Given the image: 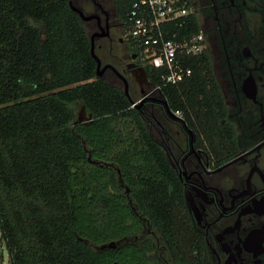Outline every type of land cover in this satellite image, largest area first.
<instances>
[{"label": "trees", "instance_id": "trees-1", "mask_svg": "<svg viewBox=\"0 0 264 264\" xmlns=\"http://www.w3.org/2000/svg\"><path fill=\"white\" fill-rule=\"evenodd\" d=\"M117 2L125 20L127 3ZM189 21L199 32L195 14ZM91 46L70 0H0V225L12 264H155L150 240L99 248L142 229L121 180L176 259L190 261L203 247L179 178L125 89L97 78ZM187 63L192 76L176 84L163 85L165 69L145 68L221 153L235 131L212 61L205 50ZM78 104L90 120L76 123Z\"/></svg>", "mask_w": 264, "mask_h": 264}, {"label": "flooded vegetation", "instance_id": "flooded-vegetation-1", "mask_svg": "<svg viewBox=\"0 0 264 264\" xmlns=\"http://www.w3.org/2000/svg\"><path fill=\"white\" fill-rule=\"evenodd\" d=\"M73 1L99 15L86 22L94 26L90 36L97 33L102 67H117L129 88L139 93L132 105L179 178L189 220L203 248L202 255L195 251L190 261H178L163 233L135 207L123 180L121 187L142 229L114 247L134 243L142 248L150 240L155 264H264V0H189L226 100L224 122L235 131V145L223 147L221 153L201 143V136L184 116L175 114L149 78L140 54L125 37L117 0ZM107 71L124 83L111 66L97 78L106 80ZM85 110L83 106L76 123L91 119Z\"/></svg>", "mask_w": 264, "mask_h": 264}, {"label": "built area", "instance_id": "built-area-1", "mask_svg": "<svg viewBox=\"0 0 264 264\" xmlns=\"http://www.w3.org/2000/svg\"><path fill=\"white\" fill-rule=\"evenodd\" d=\"M127 3L126 39L140 49L141 60L163 68V85L176 84L192 76L187 58L205 51L204 32L189 33L193 10L189 0H123ZM177 29H183L180 32ZM161 89V85H157ZM176 115L184 116L177 109ZM0 264H12L0 225Z\"/></svg>", "mask_w": 264, "mask_h": 264}, {"label": "water", "instance_id": "water-1", "mask_svg": "<svg viewBox=\"0 0 264 264\" xmlns=\"http://www.w3.org/2000/svg\"><path fill=\"white\" fill-rule=\"evenodd\" d=\"M70 4H71V7L73 8V10L76 11V12H78L79 15L82 17V19L85 20V21H88V20H91L93 18H98L99 17V15H97V14H87L82 8H80L78 5H76L73 0H70ZM96 35H97V33H94L91 36V41H92L91 52H92V55H93V57L95 58V60L97 62V77H100L102 75V73L106 70V68H108V66H111V68H113L114 70H116L117 73L124 80V83H125V92L128 95V97L130 98L131 102L133 104H135L136 103V100L131 96V93L129 91V81H128L127 77L124 74H122L117 69V67L113 66L112 64H108V65H105L104 67H102V60L99 57V55L96 53V50H95V36ZM145 99L146 98L144 97L141 102H143ZM84 108H85V106H84ZM90 117H93V114L92 113L90 114ZM80 120H81V118H80ZM115 244H116V241H113L111 243L101 245L100 248L101 249H104L106 247H114Z\"/></svg>", "mask_w": 264, "mask_h": 264}, {"label": "rangeland", "instance_id": "rangeland-1", "mask_svg": "<svg viewBox=\"0 0 264 264\" xmlns=\"http://www.w3.org/2000/svg\"><path fill=\"white\" fill-rule=\"evenodd\" d=\"M91 9H92V8H91L90 6H87L86 9L84 8V10H85V12H86L87 14H89V11L91 12ZM86 10H87V11H86ZM87 28H88V31H89V32H92V31L94 30L93 23L88 22V23H87ZM97 44H98V42H96V39H95V50H96V53L101 57V53L103 54V52L97 50V48H96ZM116 47L120 48L119 45H116ZM100 52H101V53H100ZM106 73H107V74H106L107 76H105L106 80H109V81L115 82L116 84H118V85H120L121 87L124 88V83H123V82H119V80H117V79L111 74V72L109 73V71H107ZM129 91H130V93H131V95H132V97H133L134 99H137V98L140 97L139 93L136 91V89H135L134 86H133V87H130V88H129ZM82 107H83V106H82L81 104H78V105H77V114H79V113L82 111ZM84 113L86 114V110L84 111ZM84 113H83V114H84Z\"/></svg>", "mask_w": 264, "mask_h": 264}]
</instances>
